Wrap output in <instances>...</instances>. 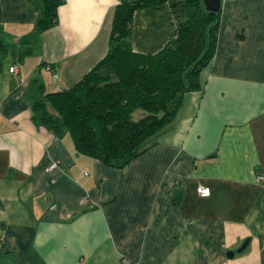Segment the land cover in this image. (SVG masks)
Instances as JSON below:
<instances>
[{"label": "crops", "instance_id": "crops-1", "mask_svg": "<svg viewBox=\"0 0 264 264\" xmlns=\"http://www.w3.org/2000/svg\"><path fill=\"white\" fill-rule=\"evenodd\" d=\"M122 1L65 0L41 28V0H0V264H264V0H222L201 88L127 166L36 121L33 81H80L108 53ZM186 18L184 0L139 8L133 49L158 52Z\"/></svg>", "mask_w": 264, "mask_h": 264}, {"label": "trees", "instance_id": "trees-1", "mask_svg": "<svg viewBox=\"0 0 264 264\" xmlns=\"http://www.w3.org/2000/svg\"><path fill=\"white\" fill-rule=\"evenodd\" d=\"M41 1L44 28L57 22L65 0ZM167 1L117 5L108 53L73 87L45 92L43 84L33 81L36 121L58 136L67 131L78 153L113 167L127 166L155 144L154 136L174 121L184 95L201 88L200 74L212 61L218 39L220 11H208L203 0H184L188 17L175 38L156 53L135 51V12ZM139 109L143 113L135 119Z\"/></svg>", "mask_w": 264, "mask_h": 264}, {"label": "built area", "instance_id": "built-area-1", "mask_svg": "<svg viewBox=\"0 0 264 264\" xmlns=\"http://www.w3.org/2000/svg\"><path fill=\"white\" fill-rule=\"evenodd\" d=\"M10 71L12 72V74H17L19 72L18 65H12L10 67ZM56 76H57V74H56ZM58 166H59V161H56L49 167V169H54V168H57ZM257 180L264 184V172L257 175ZM197 192L202 197H209L212 193L211 188L209 186L204 185V184L198 185ZM90 201H92L90 194L84 196L81 199V203L84 205L89 203ZM124 262H125V264H137L135 262L130 261L129 259H124Z\"/></svg>", "mask_w": 264, "mask_h": 264}, {"label": "water", "instance_id": "water-1", "mask_svg": "<svg viewBox=\"0 0 264 264\" xmlns=\"http://www.w3.org/2000/svg\"><path fill=\"white\" fill-rule=\"evenodd\" d=\"M204 5L208 11L211 12H219L222 6V0H203ZM250 240L247 239L243 245L237 250V252H242L246 249L247 245L249 244ZM235 255V252L231 251L229 252L228 256L233 257Z\"/></svg>", "mask_w": 264, "mask_h": 264}, {"label": "rangeland", "instance_id": "rangeland-1", "mask_svg": "<svg viewBox=\"0 0 264 264\" xmlns=\"http://www.w3.org/2000/svg\"><path fill=\"white\" fill-rule=\"evenodd\" d=\"M186 4V3H185ZM186 13H187V11H186ZM188 17V16H187ZM143 113V111L142 110H137L135 113H134V117H135V119H137V117H139V116H137V115H141ZM162 132V131H161ZM161 132H158L155 136H154V138H153V140H152V142L154 141V139L156 138V137H158L159 135H160V133ZM258 181V180H257ZM259 182V181H258ZM261 183V182H260ZM263 184V183H262Z\"/></svg>", "mask_w": 264, "mask_h": 264}]
</instances>
